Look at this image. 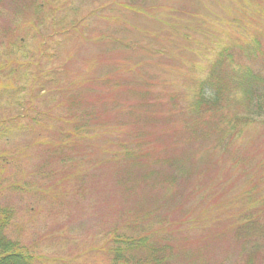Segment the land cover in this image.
Segmentation results:
<instances>
[{"label": "rangeland", "instance_id": "rangeland-1", "mask_svg": "<svg viewBox=\"0 0 264 264\" xmlns=\"http://www.w3.org/2000/svg\"><path fill=\"white\" fill-rule=\"evenodd\" d=\"M236 8L235 0H0V122L26 123L28 108L45 115L33 131L0 139V206L13 212L7 235L37 264H110L114 232L149 228L174 238L177 264L240 261L248 240L230 224L241 192L254 185L250 194L264 197L263 116L224 152L211 150L214 139L194 141L182 115L221 43L246 41L227 20ZM250 9L242 20L258 25ZM257 25L254 33L264 30ZM238 54L264 75V56ZM83 108L107 130L124 123L149 163L188 149L191 168H149L123 187L114 167L94 165L102 156L92 134L74 148L58 134ZM115 135L123 137L105 138ZM253 212L264 220V209ZM254 255L264 264V247Z\"/></svg>", "mask_w": 264, "mask_h": 264}, {"label": "trees", "instance_id": "trees-1", "mask_svg": "<svg viewBox=\"0 0 264 264\" xmlns=\"http://www.w3.org/2000/svg\"><path fill=\"white\" fill-rule=\"evenodd\" d=\"M235 2L237 11H231L227 20L229 24L238 29L241 35H244L246 41L235 38L230 42L227 40L221 43L222 45L209 61L205 75L197 80V89L194 95L182 111V115L187 116L184 125L185 133H190L194 141L199 139L202 143L214 139L215 145L212 147V151L221 148L226 152L230 147L229 143L239 139L249 126L256 122L255 117L263 116L264 122V75L261 70L240 62L236 57V52L239 53L238 56L241 55L248 61L264 56L262 44L264 30L261 28L254 33L252 30L257 23L251 25L242 20L245 8H251L253 14L251 16L258 21L257 26L261 27V24H264V0H250L248 4L245 0H235ZM102 8L103 6H100L99 10ZM129 8L132 9V7ZM179 33L174 32L173 34ZM101 76L97 77L99 84L101 85V82L108 84L109 78H99ZM97 78H95L96 81ZM92 84L93 82H87V85L91 86ZM72 96L78 97L76 94H72ZM28 110L30 113L25 115L30 121L26 123L0 122V139L33 131V128L38 126V119L45 115L32 111L31 108ZM124 113L131 116L129 111H124ZM76 117L78 121L70 126L64 123L57 126V132L63 136V142L67 140L73 143L74 148L75 145L87 140V137L92 134L90 137L94 139L88 138V140L95 141L99 146L93 151V153L97 152L95 158L102 156L94 160V165L98 168L114 167L119 173L123 187L130 180H145L149 175V168H173L172 171H177V174L186 173L185 168H191L190 163H192L193 156L192 151L188 149L180 154V158L173 157V155L170 159L158 157L151 159L149 163L147 149L142 147V142L135 139L136 134L131 131L129 137L125 138V133L128 131L125 129L123 121L121 122L123 127L120 128V132L123 134L122 139H118V136L115 135L116 140L108 141V138H105L106 135L113 132L121 133L116 128L107 130L106 124H93L92 120L97 117L95 111L83 108ZM103 130L107 131L103 132ZM109 146L116 149L111 152L104 149ZM142 172L148 175H144ZM189 173L190 171H188V175ZM136 177L138 179H135ZM158 182H160L159 179ZM125 190L128 195L133 193L128 189ZM255 190L256 187L253 185L241 192L238 199V203L241 204L238 217L235 215L236 221L234 222L233 219L230 224V230L234 229L248 240L247 246H244L245 249L240 252V261L237 264H255L254 252L259 250V247H264V220H261L259 215L253 212L264 209V197L251 195L250 193L253 194ZM243 197L246 200H243ZM12 218L11 208L0 206V264H37L31 252L8 237L7 229ZM162 234V230L160 233L154 232L150 228L149 233L135 235L114 232L109 248L110 264H177L174 238Z\"/></svg>", "mask_w": 264, "mask_h": 264}]
</instances>
